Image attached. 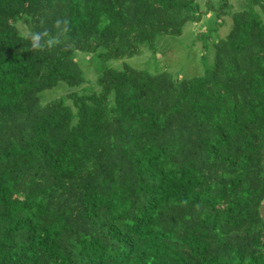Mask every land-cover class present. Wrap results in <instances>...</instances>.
<instances>
[{
    "label": "trees",
    "instance_id": "trees-1",
    "mask_svg": "<svg viewBox=\"0 0 264 264\" xmlns=\"http://www.w3.org/2000/svg\"><path fill=\"white\" fill-rule=\"evenodd\" d=\"M243 1L0 0V264H264V0ZM57 17L68 39L32 51ZM193 22L203 73L169 66Z\"/></svg>",
    "mask_w": 264,
    "mask_h": 264
},
{
    "label": "rangeland",
    "instance_id": "rangeland-1",
    "mask_svg": "<svg viewBox=\"0 0 264 264\" xmlns=\"http://www.w3.org/2000/svg\"><path fill=\"white\" fill-rule=\"evenodd\" d=\"M199 3L202 6L206 7V3L209 2L212 6L213 9H215L218 5V2L220 0H198ZM229 3L231 5V8L233 13L238 12V11H242L244 9H246V6L248 4V1H243V0H229ZM210 9V11L212 10L211 7H208ZM203 10V9H202ZM214 11V10H213ZM201 15V14H200ZM230 21L229 22H225L223 25H217V37H223L229 30V26H230ZM215 24V22L211 23L210 26H213ZM200 23H187L182 30V35L180 37H178L179 39H175L177 41V43H181V46H177L176 48V55L173 52V49L170 47H173L175 44V40L174 38H170V37H165L163 38V40H160L157 42V44L159 45L161 51H165V49H170L174 55L169 56V66H175V70L180 71L183 70L185 72L191 70L193 68V70L196 71H201L200 73H203L204 68L200 69L197 66L198 61L200 63H203L201 60H199V56L202 54L203 48H202V44L199 40H197V36L203 32L206 31V29H210L209 24L206 26H200ZM201 36V35H199ZM215 36V35H212ZM197 38V39H196ZM184 40V41H183ZM195 40V41H194ZM212 40V39H211ZM183 41V43H182ZM195 51H197V57L196 56H192L190 54L191 52V48ZM169 50H168V54H169ZM165 54V52H164ZM206 55V54H204ZM155 57L151 56V54L149 52H145V54H143L142 56H138L137 59L136 57H133L132 60H130V64L135 66V67H139L142 63H144L147 60H153ZM159 61L160 57H157ZM167 58V57H166ZM194 58V59H193ZM139 59V60H138ZM168 59V58H167ZM116 62H114L113 64H115ZM112 65V62L110 61V63ZM140 64V65H139ZM206 64V63H205ZM187 74V73H186Z\"/></svg>",
    "mask_w": 264,
    "mask_h": 264
},
{
    "label": "clouds",
    "instance_id": "clouds-1",
    "mask_svg": "<svg viewBox=\"0 0 264 264\" xmlns=\"http://www.w3.org/2000/svg\"><path fill=\"white\" fill-rule=\"evenodd\" d=\"M41 23L43 24L44 21ZM70 32L69 21L63 17H57L52 29L45 28L43 31L34 32L30 35L31 49L34 52L52 50L67 40Z\"/></svg>",
    "mask_w": 264,
    "mask_h": 264
},
{
    "label": "water",
    "instance_id": "water-1",
    "mask_svg": "<svg viewBox=\"0 0 264 264\" xmlns=\"http://www.w3.org/2000/svg\"><path fill=\"white\" fill-rule=\"evenodd\" d=\"M259 214L261 219L264 221V199L259 206Z\"/></svg>",
    "mask_w": 264,
    "mask_h": 264
}]
</instances>
